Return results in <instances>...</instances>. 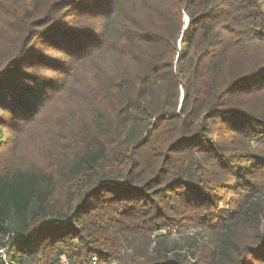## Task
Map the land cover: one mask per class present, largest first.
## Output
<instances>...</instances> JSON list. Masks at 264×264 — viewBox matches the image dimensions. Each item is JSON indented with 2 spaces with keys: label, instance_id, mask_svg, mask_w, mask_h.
<instances>
[{
  "label": "trees",
  "instance_id": "obj_1",
  "mask_svg": "<svg viewBox=\"0 0 264 264\" xmlns=\"http://www.w3.org/2000/svg\"><path fill=\"white\" fill-rule=\"evenodd\" d=\"M63 95L87 115L14 165ZM187 226L212 236L194 261L161 233ZM150 243L135 264H264V0H0V263Z\"/></svg>",
  "mask_w": 264,
  "mask_h": 264
},
{
  "label": "rangeland",
  "instance_id": "obj_2",
  "mask_svg": "<svg viewBox=\"0 0 264 264\" xmlns=\"http://www.w3.org/2000/svg\"><path fill=\"white\" fill-rule=\"evenodd\" d=\"M183 18L185 23H187L188 18L185 14ZM182 94L183 89L180 88V99ZM86 112L85 105L79 102L77 97L70 98L67 95H63L61 98L57 97L49 102L42 109L41 119L27 126L25 131L21 135H16L14 141L11 142L9 150L15 159L13 164L27 168L55 160L56 158L52 157L54 155L50 153L53 142L52 137L55 136L50 127L58 122H61V125L66 127L73 125V122L78 126L79 121L87 115ZM145 123L146 119L128 122L123 131V136L130 139L139 136L144 130ZM161 233L168 249L172 252L185 254L189 261H194L195 255L202 245L209 244L212 240V236L206 231L190 226L181 230L171 229L170 233L162 230ZM153 237L154 235L150 240ZM170 253L167 254L169 255ZM132 254V249H124L117 259L118 264H135L137 260H142L145 255L153 256L155 254L153 243L147 246L141 256L133 258ZM3 255V250H0V261L4 259ZM132 258L133 260H131Z\"/></svg>",
  "mask_w": 264,
  "mask_h": 264
},
{
  "label": "built area",
  "instance_id": "obj_3",
  "mask_svg": "<svg viewBox=\"0 0 264 264\" xmlns=\"http://www.w3.org/2000/svg\"><path fill=\"white\" fill-rule=\"evenodd\" d=\"M58 264H118L117 259L99 258L96 255L90 256L82 262H71L64 253L58 255Z\"/></svg>",
  "mask_w": 264,
  "mask_h": 264
}]
</instances>
